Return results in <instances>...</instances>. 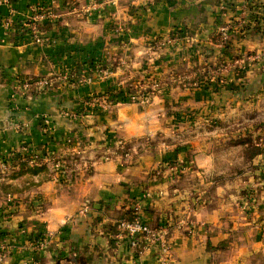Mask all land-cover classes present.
<instances>
[{
  "label": "crops",
  "instance_id": "crops-1",
  "mask_svg": "<svg viewBox=\"0 0 264 264\" xmlns=\"http://www.w3.org/2000/svg\"><path fill=\"white\" fill-rule=\"evenodd\" d=\"M43 3L55 15L45 41L21 40L19 25ZM222 8L245 27L224 49L215 33ZM172 34L175 44L148 50ZM251 54L259 61L245 74L214 75ZM261 57L264 0H0V155L36 153L48 167L0 191V233L10 238L0 264H161L155 244L136 252L114 238L135 205L141 222L168 230L167 264H264V151L245 160L251 174L217 167L241 132L264 139ZM17 78L50 83L21 95ZM145 81L161 86L147 106L81 111L91 97ZM245 191L262 208L240 209ZM37 233L47 237L38 251L27 239Z\"/></svg>",
  "mask_w": 264,
  "mask_h": 264
},
{
  "label": "rangeland",
  "instance_id": "rangeland-1",
  "mask_svg": "<svg viewBox=\"0 0 264 264\" xmlns=\"http://www.w3.org/2000/svg\"><path fill=\"white\" fill-rule=\"evenodd\" d=\"M252 14L254 15H252L253 17H251V19H254V17H256L257 14L255 13H252ZM220 16H221L220 17L221 20L216 26L215 33H216L217 41L224 49V47H226L227 44L229 43L231 33L236 29H241L245 27H243L244 26L243 23H239V21H233V19L230 18V16L228 15V12L225 10V8L221 9ZM177 40L178 39L176 38V35L174 34L169 35L165 38L158 37L152 40L148 44L147 48L150 52H153L154 50L161 48L165 45H173L175 44ZM257 58L258 56H256L255 54H251L247 56H240V57L234 58L230 61H227L226 63L223 61L222 66H221L222 70L216 71L214 75L219 77L221 73H224V74L233 73L235 76H241L246 73L247 68L249 66L248 63L256 61ZM260 60H261V64H264V57H261ZM42 89H45V88H42ZM160 89H161V86L159 85V83L155 81H145V82H140L137 84H129L128 86H125L122 91L116 94H106V96L103 95L100 97H97V96L91 97L90 100L87 102V105L90 106L89 109L87 110L83 108L81 111L92 113L93 111L91 109L99 108L102 112V111L109 109L110 106H113L120 102H125L126 100H128L132 104L147 106L152 102V99L157 95V93L161 91ZM14 91L17 94H21V95L28 94L26 92L19 90L16 87V85H15ZM62 115L65 118L69 120H73V121H76L77 120L76 118L80 116V114L74 113V111H65V110L62 111ZM212 126H215V124H212ZM263 140L264 139L260 140V136H259L257 129L250 131V133L244 131L236 135V138L233 142V147L228 148L226 150H221L220 152H218L219 160L221 162L220 165H217L218 169H220L221 172L224 171L225 173H228V174H236V173L239 174L242 172L245 173L244 171L248 170L249 174H251L253 167H251V165L246 164L245 160L247 159L248 161H251L256 156L249 158V155H247L249 154V152L246 151L247 149L243 150L242 147L247 148V145L250 142L251 146L255 148H261L262 151H264V143L262 142ZM75 142H77V140H72L70 144H74ZM259 142H262V143H259ZM259 144H261L260 147H259ZM120 152L123 153L122 154L123 156H127V154H125L126 153L125 149L124 150L122 149ZM41 159L42 158H40V156H37L36 153L30 154V155H21L16 152H11L4 156L0 155V191H2L5 194L7 192H15L16 189L14 185L11 184L12 182L17 181L22 176L23 177L27 176L28 178L32 177L29 174L19 175V176L15 175V177H12V175L15 172L19 171L20 163L27 162L30 166H37L38 164L44 163V161ZM227 160L230 163V165L228 164L229 167L226 166ZM46 161L51 165V169L54 168L55 165H60V164L62 165L61 160H58L57 158L52 157V156H47ZM169 167L171 169L176 168V167H171V166ZM185 169L183 168V170ZM56 170L62 171V168L60 167L59 169H56ZM175 170L176 169H174V171ZM180 170L179 171L176 170V171L182 173V171ZM177 172H173V173H177ZM180 173L179 174L177 173L176 175L178 176L180 175ZM2 182L5 183L4 186H1ZM233 186L236 190L240 187V185H238L237 183L236 184L233 183ZM239 196L240 198L238 202V207L244 210L245 212H247L248 210H253L254 208L256 209L262 208L261 207L262 205L253 204L254 195L252 191L239 192ZM251 199H252V202H251ZM193 202L194 203L187 206L189 207L188 210H191L193 205L197 203V201H193ZM27 239L28 241H30L29 236L27 237Z\"/></svg>",
  "mask_w": 264,
  "mask_h": 264
},
{
  "label": "built area",
  "instance_id": "built-area-1",
  "mask_svg": "<svg viewBox=\"0 0 264 264\" xmlns=\"http://www.w3.org/2000/svg\"><path fill=\"white\" fill-rule=\"evenodd\" d=\"M10 0H2L3 3L9 4ZM41 4H36L31 6L30 13L27 18V21L18 27V35L26 36L29 34L30 38L34 42H43L45 37L39 35L38 29L40 22L46 21L51 23L55 20V15L51 12V6L42 8ZM3 24L10 26L12 23L9 19L3 20ZM16 87L23 91L27 92L32 88H47L49 86L48 79H29V78H17ZM62 168V165H55L54 168ZM59 171V170H58ZM137 205L134 206L133 212L127 219L119 220L116 225V234L114 238L116 240L126 239L129 243L130 249L138 252L140 249L144 248L146 244H155L158 248V260L161 264H167L171 258V247L166 236L168 230L165 228H152L147 224H144L136 216L138 211ZM41 238V239H40ZM37 240H30L31 246L34 250H41L44 246L46 240V235H41ZM9 237L1 236L0 237V257L3 252L6 251L8 247Z\"/></svg>",
  "mask_w": 264,
  "mask_h": 264
},
{
  "label": "trees",
  "instance_id": "trees-1",
  "mask_svg": "<svg viewBox=\"0 0 264 264\" xmlns=\"http://www.w3.org/2000/svg\"><path fill=\"white\" fill-rule=\"evenodd\" d=\"M43 7L42 8H46V7H49L50 5L48 3H43L41 4ZM29 13H30V10H29ZM31 14V13H30ZM48 22L46 21H43V22H40L39 24V29H38V33L39 35L41 36H44L46 35V33H48ZM19 36V35H18ZM19 38L22 40V39H25V40H30V36L29 34H27L25 37L24 36H19ZM247 152H249V158H252L254 156H256L258 153L261 152V149L260 148H255L253 146L250 145V142L249 144L247 145V148H246ZM171 165V164H170ZM48 173V167H47V164H38L37 166H30L27 162H22L20 163V169L18 172H15L12 177H15V175L19 176V175H25V174H29L31 176H43V175H46ZM4 182L1 183V186H4ZM16 189V188H15ZM18 189H16L17 191ZM7 193H11V192H7ZM42 234L41 233H37V234H32L29 236V239L30 240H37L40 238ZM1 236H4L3 233H0V237ZM41 239V238H40Z\"/></svg>",
  "mask_w": 264,
  "mask_h": 264
},
{
  "label": "water",
  "instance_id": "water-1",
  "mask_svg": "<svg viewBox=\"0 0 264 264\" xmlns=\"http://www.w3.org/2000/svg\"><path fill=\"white\" fill-rule=\"evenodd\" d=\"M84 120H86V118Z\"/></svg>",
  "mask_w": 264,
  "mask_h": 264
}]
</instances>
